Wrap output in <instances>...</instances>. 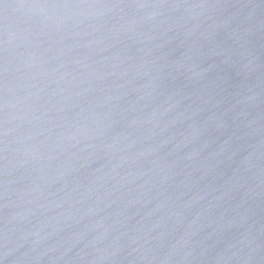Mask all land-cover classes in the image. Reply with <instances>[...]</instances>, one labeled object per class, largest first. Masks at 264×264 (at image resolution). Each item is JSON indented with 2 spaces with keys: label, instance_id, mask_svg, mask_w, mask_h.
Returning <instances> with one entry per match:
<instances>
[{
  "label": "water",
  "instance_id": "95a60500",
  "mask_svg": "<svg viewBox=\"0 0 264 264\" xmlns=\"http://www.w3.org/2000/svg\"><path fill=\"white\" fill-rule=\"evenodd\" d=\"M0 264H264V0H0Z\"/></svg>",
  "mask_w": 264,
  "mask_h": 264
}]
</instances>
